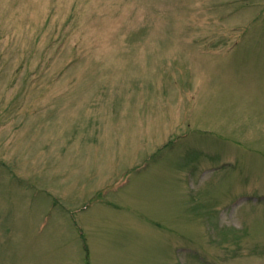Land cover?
Masks as SVG:
<instances>
[{
  "label": "rangeland",
  "instance_id": "obj_1",
  "mask_svg": "<svg viewBox=\"0 0 264 264\" xmlns=\"http://www.w3.org/2000/svg\"><path fill=\"white\" fill-rule=\"evenodd\" d=\"M0 264H264V0H0Z\"/></svg>",
  "mask_w": 264,
  "mask_h": 264
}]
</instances>
